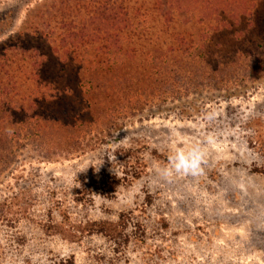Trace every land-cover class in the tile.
I'll use <instances>...</instances> for the list:
<instances>
[{
    "label": "rangeland",
    "instance_id": "1",
    "mask_svg": "<svg viewBox=\"0 0 264 264\" xmlns=\"http://www.w3.org/2000/svg\"><path fill=\"white\" fill-rule=\"evenodd\" d=\"M59 1L0 0V264H264V39L211 38L215 89L202 50L107 72L40 34Z\"/></svg>",
    "mask_w": 264,
    "mask_h": 264
},
{
    "label": "trees",
    "instance_id": "2",
    "mask_svg": "<svg viewBox=\"0 0 264 264\" xmlns=\"http://www.w3.org/2000/svg\"><path fill=\"white\" fill-rule=\"evenodd\" d=\"M58 3L61 11L58 18L40 34L49 43L57 44L55 53L90 57L87 52L93 51L94 64L107 72L124 71L129 61L148 58L160 51L167 57L202 50L204 55L199 53L198 58L206 59L209 70L204 84L215 89L230 80L222 71L225 65L220 63L219 53L206 52L211 38L230 31L240 40L252 31L257 38L264 39V0H60ZM155 23L160 27L156 35ZM243 23L246 25L238 28ZM250 44L252 49L243 57L254 66L253 60L259 58L257 53L264 46ZM238 56H242L240 49L233 53V60ZM184 61H189V57ZM143 71L138 73L140 78ZM126 77L127 74H121L123 81ZM113 85L108 87V97L114 91ZM101 86L108 85L100 80L96 87Z\"/></svg>",
    "mask_w": 264,
    "mask_h": 264
},
{
    "label": "clouds",
    "instance_id": "3",
    "mask_svg": "<svg viewBox=\"0 0 264 264\" xmlns=\"http://www.w3.org/2000/svg\"><path fill=\"white\" fill-rule=\"evenodd\" d=\"M171 168L177 173H186L196 175L202 171L201 164L203 163V154L198 147H194L188 153L182 150L176 151L169 158ZM165 174H170V170H164Z\"/></svg>",
    "mask_w": 264,
    "mask_h": 264
}]
</instances>
